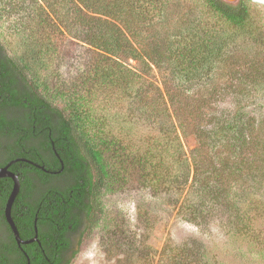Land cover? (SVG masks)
I'll return each mask as SVG.
<instances>
[{
    "label": "trees",
    "instance_id": "obj_1",
    "mask_svg": "<svg viewBox=\"0 0 264 264\" xmlns=\"http://www.w3.org/2000/svg\"><path fill=\"white\" fill-rule=\"evenodd\" d=\"M171 1L3 6L5 14L23 12L32 34L22 54L0 36V165L18 159L9 166L21 185L11 212L17 218L25 210V221L16 222L25 235L48 224L43 239L64 235L67 249L72 235L87 239L102 224L109 193L128 183V165L182 219L218 221L232 237L257 239L264 226V24L251 16L253 0H204L207 19L176 22ZM51 26L55 32H46ZM63 33L86 51L82 68L48 76ZM181 134L196 141L190 157ZM12 185L0 178V217ZM208 249L205 242L202 252L170 246L167 259L218 264Z\"/></svg>",
    "mask_w": 264,
    "mask_h": 264
},
{
    "label": "rangeland",
    "instance_id": "obj_2",
    "mask_svg": "<svg viewBox=\"0 0 264 264\" xmlns=\"http://www.w3.org/2000/svg\"><path fill=\"white\" fill-rule=\"evenodd\" d=\"M12 1L17 2L0 0V36L22 54L24 41L32 34L23 12H3V6L9 8ZM225 1L233 3L236 0ZM263 6L260 2L250 5L251 16L261 24H264ZM169 12L172 22L182 21L185 17L191 19L192 15L197 17L198 14L206 19L209 16L204 0H172ZM55 20L49 22L54 23ZM54 30L51 26L46 32ZM58 40L60 47L51 55L53 69L44 74L49 76L54 70L61 74L78 73L83 62L79 56L86 51L80 42L65 33L58 36ZM35 49L38 50L37 47ZM44 61L41 58V62ZM221 95L216 98L219 99ZM213 98L214 95L208 100L212 101ZM257 131L254 130V135ZM181 140L190 157L196 146L194 137L181 134ZM122 172L128 178V183L114 187L109 193L102 224L87 239L81 243L75 242L69 264H170L167 259L168 247L187 244L193 251L202 252L204 242L219 260L218 264H264V226L256 228L258 237L252 239L242 235L232 237L227 227L216 225L218 221L209 226L193 224L176 214L177 209L170 198H153L149 189L137 182L130 166L126 165Z\"/></svg>",
    "mask_w": 264,
    "mask_h": 264
},
{
    "label": "flooded vegetation",
    "instance_id": "obj_3",
    "mask_svg": "<svg viewBox=\"0 0 264 264\" xmlns=\"http://www.w3.org/2000/svg\"><path fill=\"white\" fill-rule=\"evenodd\" d=\"M32 179L35 183H39V178L37 179L36 176L32 175ZM20 192L19 188L18 194ZM11 216L21 241L16 240L2 211L0 217V264H66L72 254L73 245L77 241L74 235L71 236L72 245L67 249L64 235L58 236L59 238L56 240L43 239L44 232L49 228L48 224H41L40 229L34 224L33 234L25 235L24 229H20L16 223L18 220L25 221V210L19 213L17 218L12 215V212Z\"/></svg>",
    "mask_w": 264,
    "mask_h": 264
},
{
    "label": "water",
    "instance_id": "obj_4",
    "mask_svg": "<svg viewBox=\"0 0 264 264\" xmlns=\"http://www.w3.org/2000/svg\"><path fill=\"white\" fill-rule=\"evenodd\" d=\"M255 2H260V3H263L264 4V0H253ZM18 159H13V160H10L8 163H6L5 165H0V178H3V177H9L12 181H13V185H12V188H11V191L6 199V202H5V205H4V209H3V212H4V216H5V219L6 221L8 222V224L10 225V227L12 228L13 232H14V235H15V238L17 241H21V238L19 236V233H18V230H17V227L13 221V218L11 216V208H12V204L19 192V188H20V181H19V178L18 176L9 169V166L17 161ZM41 169L45 170V168L43 166H39ZM46 171V170H45Z\"/></svg>",
    "mask_w": 264,
    "mask_h": 264
}]
</instances>
